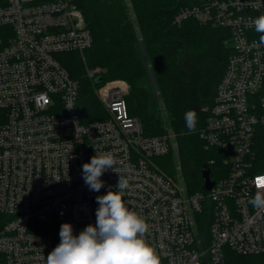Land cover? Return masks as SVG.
Segmentation results:
<instances>
[{"label":"built area","instance_id":"2783aa9c","mask_svg":"<svg viewBox=\"0 0 264 264\" xmlns=\"http://www.w3.org/2000/svg\"><path fill=\"white\" fill-rule=\"evenodd\" d=\"M264 0H199L174 23L192 19L225 28L232 48L199 138L219 164L210 190L189 193L155 164L169 155L171 129L147 135L127 105L124 80L100 84L103 119L84 123L77 111L79 83L60 61L83 53L93 36L71 0H0V264H46L60 243L49 222L70 223L73 234L95 226L97 196L129 181L125 206L145 218V240L161 264H226V250L264 258V209L248 203L264 179V42L254 21ZM101 68L88 77L101 78ZM111 153L99 192L85 184L82 166Z\"/></svg>","mask_w":264,"mask_h":264},{"label":"trees","instance_id":"16d2710c","mask_svg":"<svg viewBox=\"0 0 264 264\" xmlns=\"http://www.w3.org/2000/svg\"><path fill=\"white\" fill-rule=\"evenodd\" d=\"M83 12L93 36V45L83 53L61 54V64L70 76L78 81L77 111L84 123L103 119L106 110L96 89L97 79L87 75L88 69L101 68L103 82L124 80L130 85L127 105L137 117L147 135L165 132V119L176 136L178 156L188 192L203 191V167L212 171L215 158L204 149L199 131L204 128L205 107H212L218 86L223 78L233 51L228 42L227 29L201 24L189 19L181 25L174 23L176 13L196 5L199 0H131L136 22L166 107L167 117L157 110L154 100L144 86L146 69L137 52L134 22L128 15L124 0H71ZM197 113V131L188 134L184 114ZM264 153V150H263ZM161 170L174 172L176 164L171 155L158 157ZM264 171V156L260 159ZM60 231V225L49 222L43 232ZM226 264H264L263 257L240 256L226 250Z\"/></svg>","mask_w":264,"mask_h":264},{"label":"clouds","instance_id":"9594fccd","mask_svg":"<svg viewBox=\"0 0 264 264\" xmlns=\"http://www.w3.org/2000/svg\"><path fill=\"white\" fill-rule=\"evenodd\" d=\"M254 26L264 42V15L254 21ZM184 119L188 134L195 133L197 113L188 110ZM114 165L111 153H96L90 163L83 164V180L91 191H100L104 186L100 177L109 169L114 170ZM261 180L248 201L256 209H264ZM128 188V179L119 174L117 191L96 197L99 207L95 226L87 225L78 236L73 234L70 223L61 224L60 243L49 253L46 264H161L154 247L145 240L149 230L145 218L125 206L121 193Z\"/></svg>","mask_w":264,"mask_h":264},{"label":"rangeland","instance_id":"374dc122","mask_svg":"<svg viewBox=\"0 0 264 264\" xmlns=\"http://www.w3.org/2000/svg\"><path fill=\"white\" fill-rule=\"evenodd\" d=\"M174 1V0H173ZM127 9H128V15L130 17V19L134 22L135 24V29H136V37H137V52L138 55L144 65V68L146 69V79L144 82V86L147 88L150 97L154 100V104L157 110H160L161 113L167 117V112H166V107L162 101V95L159 91V86L158 83L156 81L155 75L152 71L151 65H150V60L149 57L147 55V51L145 48V44L143 42V37H142V33L141 30L139 28V25L136 22V17H135V13H134V9H133V5L131 0H124ZM89 70V69H88ZM87 70V73H88ZM168 129H170L169 127V122L168 119H165V132H168ZM174 161H175V165H174V172L172 174H169L165 171L161 170L160 164L159 162L155 159L153 162L154 164L164 173L166 174L169 178H171L178 186H184L186 189L188 188V184L186 183V180L183 177V173H182V169H181V164H180V160H179V156H178V145H177V141L175 142L170 154ZM188 191V190H187ZM87 225H89L88 223H81L80 226L81 227H86Z\"/></svg>","mask_w":264,"mask_h":264},{"label":"water","instance_id":"95a60500","mask_svg":"<svg viewBox=\"0 0 264 264\" xmlns=\"http://www.w3.org/2000/svg\"><path fill=\"white\" fill-rule=\"evenodd\" d=\"M100 82H102V80L97 79V83H100ZM202 176L204 179L203 189L208 191L213 187V182L211 181V171L208 167H203Z\"/></svg>","mask_w":264,"mask_h":264},{"label":"snow or ice","instance_id":"6c2138e0","mask_svg":"<svg viewBox=\"0 0 264 264\" xmlns=\"http://www.w3.org/2000/svg\"><path fill=\"white\" fill-rule=\"evenodd\" d=\"M260 183H261V184H264V179H262V180L260 181Z\"/></svg>","mask_w":264,"mask_h":264}]
</instances>
